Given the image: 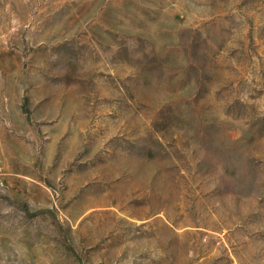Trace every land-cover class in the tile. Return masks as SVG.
<instances>
[{"label": "rangeland", "instance_id": "374dc122", "mask_svg": "<svg viewBox=\"0 0 264 264\" xmlns=\"http://www.w3.org/2000/svg\"><path fill=\"white\" fill-rule=\"evenodd\" d=\"M0 264H264V0H0Z\"/></svg>", "mask_w": 264, "mask_h": 264}, {"label": "built area", "instance_id": "2783aa9c", "mask_svg": "<svg viewBox=\"0 0 264 264\" xmlns=\"http://www.w3.org/2000/svg\"><path fill=\"white\" fill-rule=\"evenodd\" d=\"M3 183V166H2V162L0 160V184Z\"/></svg>", "mask_w": 264, "mask_h": 264}]
</instances>
